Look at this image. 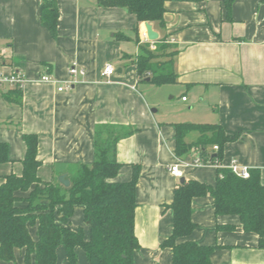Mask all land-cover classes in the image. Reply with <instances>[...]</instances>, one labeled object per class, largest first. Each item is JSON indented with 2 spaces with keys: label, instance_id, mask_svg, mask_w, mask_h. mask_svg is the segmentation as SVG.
<instances>
[{
  "label": "crops",
  "instance_id": "crops-1",
  "mask_svg": "<svg viewBox=\"0 0 264 264\" xmlns=\"http://www.w3.org/2000/svg\"><path fill=\"white\" fill-rule=\"evenodd\" d=\"M43 1L0 0L3 71L25 77L22 105L7 100L4 93L13 87L0 88V142L8 144L10 157L0 163V184L11 173L22 174L26 133L39 139V177L59 181L61 174L69 178L80 164L94 162L97 128L132 130L117 143L122 165L115 180L130 181L133 165L140 166L135 212L140 247L134 264H172L173 248L162 242L173 232V210L167 206L181 179L169 170L180 161L175 124L221 125L233 138L223 146L222 165L237 159L259 168L264 184V0H234L231 19L227 0H167L164 25L151 23L159 33L154 41L146 37L145 22L139 23L125 7L104 6L100 0H56L58 34L53 37L42 21ZM162 39L169 44L165 53L173 52L177 79L157 87L171 99L177 97L174 104L148 97L143 85L148 89L154 84L147 79L148 84H142L135 66L143 45L157 46ZM73 62L84 67L86 75L59 91L70 80ZM107 63L116 67L109 80L102 75ZM45 73L55 82L40 81ZM200 139L199 130L184 137L187 144ZM215 146L209 145L208 152L216 154ZM197 156L195 146L184 159ZM181 169L185 179L212 186L217 182L215 165L181 164ZM191 205L196 227L178 242L217 245L212 264H264L260 236L245 231L238 215L218 216L211 195L196 196ZM218 224L235 228L219 229ZM70 225L85 227L89 235L82 206L75 208ZM57 253V264H68L64 248ZM77 254L79 264H89L81 248ZM23 257L24 251L17 249L15 261L0 259V264H24Z\"/></svg>",
  "mask_w": 264,
  "mask_h": 264
},
{
  "label": "trees",
  "instance_id": "trees-1",
  "mask_svg": "<svg viewBox=\"0 0 264 264\" xmlns=\"http://www.w3.org/2000/svg\"><path fill=\"white\" fill-rule=\"evenodd\" d=\"M167 0H100L104 6L125 7L137 17L139 23L149 22L164 25ZM234 0H227V18L231 19ZM41 17L53 37L58 34L59 11L56 0H44ZM139 41V40H138ZM169 44L158 40L156 50L143 45L135 61L139 80L156 86L175 82L173 52L165 53ZM163 56L170 59L162 60ZM7 100L22 105L23 90L14 88L4 93ZM176 155L184 159L191 147L199 148L203 159L221 160L228 136L219 124L177 123ZM199 130L201 139L196 144H187L185 135ZM103 133H107L106 138ZM113 126L97 128L96 156L91 165L80 164L71 174V185L65 187L59 181H45L38 175L41 160L38 158L37 134L23 135L26 153L22 161L21 175L11 173L0 184V259L16 260V250L24 251V264H57L59 247H63L68 264H79L77 248H81L89 264H134L135 252L140 244L135 232L137 208L136 188L140 166L133 165L130 181L115 180L121 163L118 162L117 143L124 135ZM209 145L218 146L216 154L208 152ZM10 161L9 146L0 142V163ZM243 178L228 167H218L214 186L197 180L185 179L175 189L174 200L168 205L173 210L172 234L162 246L173 248L172 264H212L211 255L217 245H203L194 241L178 242L196 227L192 221V200L196 196L211 195L215 211L220 215H238L245 231L255 232L264 246V184L259 168H250ZM77 206L83 207L85 227H71V218ZM36 228L33 237L32 229ZM217 228L233 229L231 225Z\"/></svg>",
  "mask_w": 264,
  "mask_h": 264
},
{
  "label": "built area",
  "instance_id": "built-area-1",
  "mask_svg": "<svg viewBox=\"0 0 264 264\" xmlns=\"http://www.w3.org/2000/svg\"><path fill=\"white\" fill-rule=\"evenodd\" d=\"M147 37V34H146ZM151 49L155 50L156 49V44L153 42L151 43ZM4 51L2 49H0V88L3 87H13V88H23L24 82H25V77L23 75H21L20 73H11V74H5L3 71V66H4ZM116 73V67L111 64V63H107L104 66L102 75L105 79L109 80L111 78V76L113 74ZM69 75H70V80L59 86V91H64V90H68L70 88H72V86L79 82V77H83L86 75V69L82 66H80L77 62H73L70 67H69ZM40 81L42 82H55V80L53 79V77L48 74L45 73L41 76ZM183 100H187V97L184 96ZM215 150L218 149V146L214 147ZM180 161L174 165H171L169 170L171 172V174H173L174 176L180 178L183 176V171L181 169V164L184 165H215L217 167H224L222 165V162L219 159H212L210 158H206L203 159L200 156H197L196 158L190 160H185L182 158H179ZM228 168H230L233 172H235L236 174H238L239 176L243 177V178H247L250 174V168L247 165L241 164L237 159H233L230 163V165L228 166Z\"/></svg>",
  "mask_w": 264,
  "mask_h": 264
},
{
  "label": "rangeland",
  "instance_id": "rangeland-1",
  "mask_svg": "<svg viewBox=\"0 0 264 264\" xmlns=\"http://www.w3.org/2000/svg\"><path fill=\"white\" fill-rule=\"evenodd\" d=\"M142 84H148L145 81H142ZM147 85H143V88L145 89V93L148 97L156 98L158 97L159 99L162 100V104H174L175 100H178V98L171 99L170 96L171 94H167L165 89H159L157 86H151L150 88L147 89Z\"/></svg>",
  "mask_w": 264,
  "mask_h": 264
},
{
  "label": "water",
  "instance_id": "water-1",
  "mask_svg": "<svg viewBox=\"0 0 264 264\" xmlns=\"http://www.w3.org/2000/svg\"><path fill=\"white\" fill-rule=\"evenodd\" d=\"M145 27L147 30V37L149 40L154 41L159 38V33L153 29V26L149 22H145ZM119 73L122 72L121 68H118L117 70ZM147 80H150V78H147ZM59 182L62 183L65 187H69L71 185V181L69 178H67L66 174H61L59 176ZM185 180L184 177H181L180 182H183Z\"/></svg>",
  "mask_w": 264,
  "mask_h": 264
}]
</instances>
